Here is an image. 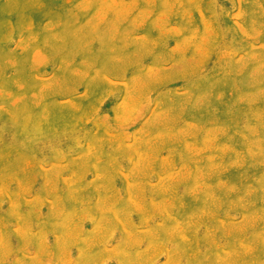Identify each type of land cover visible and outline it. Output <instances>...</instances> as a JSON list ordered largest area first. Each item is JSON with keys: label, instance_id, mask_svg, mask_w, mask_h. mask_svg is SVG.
<instances>
[{"label": "rangeland", "instance_id": "1", "mask_svg": "<svg viewBox=\"0 0 264 264\" xmlns=\"http://www.w3.org/2000/svg\"><path fill=\"white\" fill-rule=\"evenodd\" d=\"M0 264H264V0H0Z\"/></svg>", "mask_w": 264, "mask_h": 264}]
</instances>
